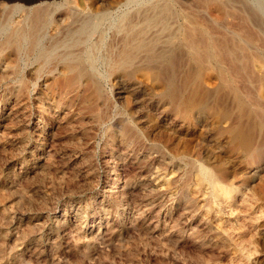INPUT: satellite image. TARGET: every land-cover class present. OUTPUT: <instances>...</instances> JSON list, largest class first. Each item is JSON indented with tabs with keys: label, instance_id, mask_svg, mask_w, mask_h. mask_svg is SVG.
<instances>
[{
	"label": "rangeland",
	"instance_id": "obj_1",
	"mask_svg": "<svg viewBox=\"0 0 264 264\" xmlns=\"http://www.w3.org/2000/svg\"><path fill=\"white\" fill-rule=\"evenodd\" d=\"M52 1L50 9L62 3ZM111 1L120 5L110 9L113 17L126 10L123 0H78L77 8L87 14ZM177 1L214 28L221 47H240L263 64L264 0ZM38 3L0 1V42ZM50 29L40 45L60 53L62 37ZM110 32L102 55L117 48ZM183 55L177 73L186 79L197 69ZM95 68L97 80L73 86L58 62L0 47V264H264V153L233 146L228 122L173 110L155 70L125 76L109 75L100 62ZM201 79L213 91L209 67ZM190 80L188 91L196 88ZM236 116L232 107L230 122ZM263 129L254 130V141H264ZM204 163L220 169L221 200L201 185L196 170Z\"/></svg>",
	"mask_w": 264,
	"mask_h": 264
},
{
	"label": "bare ground",
	"instance_id": "obj_2",
	"mask_svg": "<svg viewBox=\"0 0 264 264\" xmlns=\"http://www.w3.org/2000/svg\"><path fill=\"white\" fill-rule=\"evenodd\" d=\"M0 1L7 5L18 2L23 7L41 2L26 8L21 24L10 28L8 33L2 37L0 47L10 46L16 54H20L24 48H27L28 52L32 53L41 63L50 60L58 62L62 67L61 73L66 76L70 85L80 81L97 80L98 73L95 68L97 62L105 66V72L109 75L129 76L138 69L140 70V67H145L149 71H151L150 69L155 70L156 79L158 76L161 87L160 97L173 110H183L186 113L198 111L204 117L211 119L213 124L228 122L226 131L231 135L233 146L240 148L248 155L254 153L257 158H260L264 153V141H254V130L264 128V85L261 83V80L264 79V62L263 64H260L261 62L254 63L245 57L247 54L242 55L240 47L237 51L223 48V45L221 47L218 43L222 41L217 42L215 36L211 34L215 32L214 28L211 29V33L206 30V27L202 26L205 23L201 24L198 20L193 19L195 14L192 17L187 15L181 8L182 4L180 3V5L177 0H123V7L125 6L126 10L121 9L122 12L115 13L114 17L110 9L117 8L119 5V2L114 1L103 4L102 7L95 6L96 4L92 5L87 14L78 11V0H62L61 5H55L52 9L47 6L50 3L53 4L52 0ZM196 2L205 6L207 3L211 4L212 1L197 0ZM213 5L215 6V4ZM13 7L15 8L16 5ZM57 12L59 15H63V19L59 23L57 21L59 18L55 20L54 17ZM196 12L198 11L196 10ZM243 18L245 19V17ZM105 24H108L106 28H104ZM52 26L58 30L57 35L62 37L58 43L62 47L60 53L51 52L40 45L42 37H44L42 32L50 28L53 29ZM108 30L112 32V42H117L115 45L117 48L102 55L98 48L106 39ZM241 30L239 29V31ZM217 33L216 31L215 34ZM248 33L245 37H248L250 43L253 35L250 34V31ZM91 35L97 36L95 42L90 39ZM254 40L252 39V41ZM251 43L253 44V42ZM183 53H185L186 59L196 65L197 69L194 71L195 74H184L187 75L186 79H181L180 74L178 77L177 73L178 67L181 68L178 65L183 64ZM206 67L213 71L216 80L213 91H209L202 84L201 75ZM188 77L196 86L194 90L186 89ZM100 81L102 80L100 79ZM99 86H94L95 92H100ZM89 87L91 88L90 83ZM232 107L236 108L237 112L236 121L232 119V122L235 121L233 124L230 122ZM196 171H199L201 185L209 190L210 196L215 199L222 196L220 200L223 199L226 191L219 181V178L222 177L219 175L220 169L217 166L211 169L204 163ZM234 227L233 229H235ZM239 255L241 256V254ZM249 263L251 262L249 261Z\"/></svg>",
	"mask_w": 264,
	"mask_h": 264
}]
</instances>
